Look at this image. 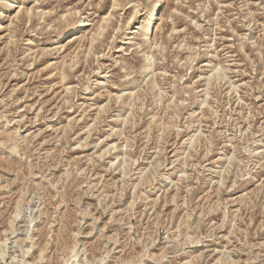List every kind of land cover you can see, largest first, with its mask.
<instances>
[{"label": "rangeland", "instance_id": "rangeland-1", "mask_svg": "<svg viewBox=\"0 0 264 264\" xmlns=\"http://www.w3.org/2000/svg\"><path fill=\"white\" fill-rule=\"evenodd\" d=\"M0 264H264V0H0Z\"/></svg>", "mask_w": 264, "mask_h": 264}, {"label": "bare ground", "instance_id": "bare-ground-1", "mask_svg": "<svg viewBox=\"0 0 264 264\" xmlns=\"http://www.w3.org/2000/svg\"><path fill=\"white\" fill-rule=\"evenodd\" d=\"M159 5H160V1H157V2L154 3V6H153L154 7V10L151 9L148 12V15H147L149 17L150 21L146 24V26L142 27V30H143L144 34H146L148 37L150 35H153V30L156 28V26L159 23V18H158L159 14L157 13ZM80 23L81 24H80L79 27L82 28L84 26V23L83 22H80ZM128 25H130V24L128 23ZM146 59L147 60L149 59V54L146 56ZM147 70H148V68L145 69V71H147Z\"/></svg>", "mask_w": 264, "mask_h": 264}]
</instances>
